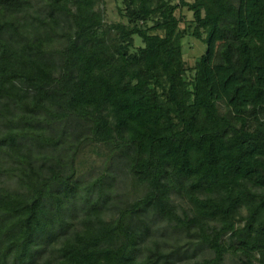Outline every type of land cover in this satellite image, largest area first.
<instances>
[{"label": "trees", "instance_id": "1", "mask_svg": "<svg viewBox=\"0 0 264 264\" xmlns=\"http://www.w3.org/2000/svg\"><path fill=\"white\" fill-rule=\"evenodd\" d=\"M97 3L0 0V264H264V0H125L107 27ZM188 28L207 47L191 90ZM100 144L142 195L110 170L81 184ZM162 222L213 257L179 263Z\"/></svg>", "mask_w": 264, "mask_h": 264}, {"label": "rangeland", "instance_id": "2", "mask_svg": "<svg viewBox=\"0 0 264 264\" xmlns=\"http://www.w3.org/2000/svg\"><path fill=\"white\" fill-rule=\"evenodd\" d=\"M37 8L34 6V8H30L28 13L32 14L35 13V9ZM126 4L125 0H98V3L95 5V10L98 12V14L101 17V20L104 22V25L107 27L108 25L112 24H128V19L126 17ZM182 14L183 16H187L188 21H191L193 19V13L190 12L188 9H184L182 12L179 9L178 15ZM185 23H183L182 27H184ZM149 25H152V22H149ZM106 30V28H105ZM103 35H106L107 39L114 38L115 34L112 32L109 34L108 32L102 31ZM181 44H182V55H183V63L186 69L185 79L188 82V90L192 89L191 82L195 75V67L197 62L200 60L201 56L206 53L207 47L201 42V40L197 39L193 36V29L188 28L185 31V34L181 37ZM110 43V42H109ZM142 46V42L140 39L136 38V49L138 47ZM136 49H132V52H134ZM162 85L157 87L154 84H152L153 87H156L159 92H163L164 89H167L168 83L166 79H161ZM202 120V119H201ZM200 120V121H201ZM179 120L175 117V115L172 113L169 117L167 122L168 129L171 128H179ZM166 124V123H165ZM99 145V147H91L86 146L84 149L80 150L79 155L77 157L78 160V166H77V172L76 176L80 178L81 184H88L93 182L94 180L98 178H102V176L110 175V171H114L116 173H113L117 176L116 180H112L111 178L106 179V183L108 185H111L112 187H115V190L118 191L122 195L124 193L128 194V197L130 199H135L139 194L142 195V193H137V189H129L126 178V181H124V173L120 167L123 168L122 165L118 163L116 165L111 160L112 153L105 148L104 146ZM63 149V146L58 147V152H61ZM37 157H40V155H37ZM110 157V158H109ZM110 164L113 167H109ZM120 165V166H119ZM108 170H110L108 172ZM103 197V196H102ZM112 200V199H111ZM184 205H186V201H183ZM77 207L78 209H82L81 202L77 201ZM188 208V207H187ZM77 209V208H76ZM76 212V211H75ZM242 215H239L237 217V220H242V216H245L247 214V210L243 208L241 210ZM114 214V212H113ZM112 211H108V213L105 214V217L109 220L113 218ZM82 217L85 216L84 213H80ZM160 226L161 224H158ZM160 232L163 234L160 239L162 242V247L166 250H172L174 248H181L184 251L185 257L182 259L178 258L179 263H187V262H193L196 260H203L205 258H212L214 255V252L210 251L208 248H204L200 241H197L195 237L188 236L184 229H175L171 226H169L168 223L162 222V228L160 229ZM257 253V252H256ZM225 264H247L244 262L241 258H236L231 255H228L225 259Z\"/></svg>", "mask_w": 264, "mask_h": 264}]
</instances>
